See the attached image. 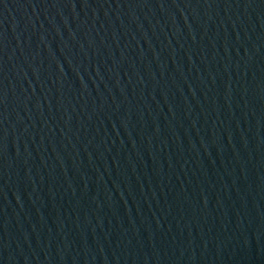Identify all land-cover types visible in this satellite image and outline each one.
Segmentation results:
<instances>
[{
    "label": "water",
    "instance_id": "obj_1",
    "mask_svg": "<svg viewBox=\"0 0 264 264\" xmlns=\"http://www.w3.org/2000/svg\"><path fill=\"white\" fill-rule=\"evenodd\" d=\"M0 264H264V0H0Z\"/></svg>",
    "mask_w": 264,
    "mask_h": 264
}]
</instances>
